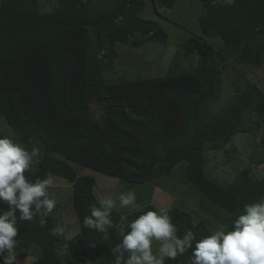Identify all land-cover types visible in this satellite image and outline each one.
I'll return each instance as SVG.
<instances>
[{
    "label": "trees",
    "instance_id": "16d2710c",
    "mask_svg": "<svg viewBox=\"0 0 264 264\" xmlns=\"http://www.w3.org/2000/svg\"><path fill=\"white\" fill-rule=\"evenodd\" d=\"M193 1L201 5L203 35L182 45L198 55L197 65L165 76L113 81L106 72L115 68L121 46L168 44L169 33L149 14L174 7L175 0H116L109 7L98 0H0V118L14 129L16 141L41 149V163L30 178L51 172L73 184L72 206L80 223L67 238L58 204L55 215L18 221L20 257L32 247L38 251L30 264H112L110 250L121 227L146 210H158L151 198L125 214L115 207L110 239L103 240L82 225L99 200L96 180L78 175L74 162L151 190L185 162L184 180L203 194L202 202L221 222L171 207L179 234L191 229L197 239L217 225L230 227L245 204L264 196V177L257 178L253 166L263 164L264 155L251 157L233 180L208 169L209 154L230 158L238 133L261 131L264 145V94L256 85L237 86L240 98L223 112L210 109L221 97L231 60L251 69L264 65V0ZM205 36L220 37L224 46L217 49ZM189 255L166 264H188Z\"/></svg>",
    "mask_w": 264,
    "mask_h": 264
},
{
    "label": "clouds",
    "instance_id": "9594fccd",
    "mask_svg": "<svg viewBox=\"0 0 264 264\" xmlns=\"http://www.w3.org/2000/svg\"><path fill=\"white\" fill-rule=\"evenodd\" d=\"M212 3L231 5L235 0ZM42 155L37 146L29 149L10 136L0 135V264H18V221L32 222L49 215L56 207L57 198L50 196L49 190L58 176L47 172L45 178H30L35 175ZM117 200L121 208L138 207L133 191L120 192L115 197L106 195L98 206H90L83 227L109 240ZM119 237L110 250L112 264H166L186 253H190L188 264H264V196L245 204L230 227L217 225L200 239L191 229L179 234L167 208L139 214L121 227ZM95 247L94 243L90 245Z\"/></svg>",
    "mask_w": 264,
    "mask_h": 264
},
{
    "label": "rangeland",
    "instance_id": "374dc122",
    "mask_svg": "<svg viewBox=\"0 0 264 264\" xmlns=\"http://www.w3.org/2000/svg\"><path fill=\"white\" fill-rule=\"evenodd\" d=\"M40 1L41 3H45V0ZM98 1L102 6L109 7L115 5L116 0ZM200 12L201 5L199 2L193 0H175L174 7H164L158 15L154 13L149 14L150 18L152 17L160 22L169 33L168 44L163 45L158 42H149L140 48L130 45L121 46L119 48V57L115 60V68L112 71H107L106 77L109 80L118 81L120 78L136 79L156 77L165 76L173 72L180 73L192 70L197 65L198 55L186 52L182 42L194 35H203L198 24ZM205 38L217 49L224 46L223 40L220 37L205 36ZM224 76L221 97L210 107L213 113L223 112L232 102L240 98L241 93L236 91L237 86H241L244 89L248 83L254 84L264 94V65L257 69H251L231 60L225 69ZM100 108L97 107V114ZM251 115L254 120L255 117L253 114ZM0 130L6 136L14 139L11 132L14 133L15 131L4 117L0 118ZM254 132L236 134L234 137V150H232V155L229 159H226L223 153L209 154L208 169L212 170L220 179L233 180L242 165L248 164L249 166L251 157L256 158L264 155V145L261 142L262 132ZM73 166L78 175L94 177L96 180L94 191L98 200H100L98 197L99 194L101 196L112 195L115 197L120 192L133 191L136 194L137 208L141 207L139 205L143 203H148V199L151 198V203L156 205L158 209H170L171 207H179L185 210L189 209L194 212L198 211L201 213L202 218L212 220L211 223H221L213 214L214 209L210 206L208 207L206 201L202 202L201 199L204 198L203 194L199 193L193 185L184 180L186 171L185 162L175 167L172 176L162 177L160 183L156 184L155 191L151 190L148 185L124 180L118 176H111L81 163L74 162ZM253 166L255 176L257 178L264 177V163ZM100 189L103 194L99 192ZM72 190V184L63 177L55 179L52 188L49 190V195H54L57 198L58 206H61V215L58 221L61 222V228L65 229L67 238L73 237L80 229L78 228L80 227V223L72 206ZM116 203L119 204V201L117 200ZM118 207L124 214L134 210L131 207L121 208L120 205ZM51 214L55 215V212L52 211ZM194 216L196 220H199L198 216ZM210 227L212 229L214 228L212 225ZM31 249L33 251L30 250L28 255L24 257H20L23 256L20 254L24 252L22 251L20 253L18 251V258H23L28 264L35 261L38 258V251L34 247Z\"/></svg>",
    "mask_w": 264,
    "mask_h": 264
},
{
    "label": "crops",
    "instance_id": "0c3cea01",
    "mask_svg": "<svg viewBox=\"0 0 264 264\" xmlns=\"http://www.w3.org/2000/svg\"><path fill=\"white\" fill-rule=\"evenodd\" d=\"M99 192H100L101 194H103L102 191H101V189L99 190ZM98 197H99L100 199H102L104 196H101V195L99 194ZM118 205H119V204L116 203V206H117V207H118ZM118 208H119V207H118ZM19 252L22 253V251H19ZM23 252H24V251H23ZM20 255H24V253H23V254H20Z\"/></svg>",
    "mask_w": 264,
    "mask_h": 264
}]
</instances>
